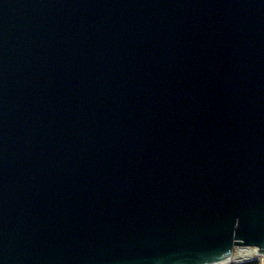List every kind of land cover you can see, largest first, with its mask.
<instances>
[{
  "label": "water",
  "instance_id": "obj_1",
  "mask_svg": "<svg viewBox=\"0 0 264 264\" xmlns=\"http://www.w3.org/2000/svg\"><path fill=\"white\" fill-rule=\"evenodd\" d=\"M257 250L264 0H0V264Z\"/></svg>",
  "mask_w": 264,
  "mask_h": 264
},
{
  "label": "bare ground",
  "instance_id": "obj_2",
  "mask_svg": "<svg viewBox=\"0 0 264 264\" xmlns=\"http://www.w3.org/2000/svg\"><path fill=\"white\" fill-rule=\"evenodd\" d=\"M263 258H264V251L257 250L236 257L228 258L215 264H238L247 261H259V259H263Z\"/></svg>",
  "mask_w": 264,
  "mask_h": 264
},
{
  "label": "trees",
  "instance_id": "obj_3",
  "mask_svg": "<svg viewBox=\"0 0 264 264\" xmlns=\"http://www.w3.org/2000/svg\"><path fill=\"white\" fill-rule=\"evenodd\" d=\"M263 259H259V261H262ZM259 261H247V262H242V263H238V264H259Z\"/></svg>",
  "mask_w": 264,
  "mask_h": 264
},
{
  "label": "rangeland",
  "instance_id": "obj_4",
  "mask_svg": "<svg viewBox=\"0 0 264 264\" xmlns=\"http://www.w3.org/2000/svg\"><path fill=\"white\" fill-rule=\"evenodd\" d=\"M259 264H264V260H262V261H259Z\"/></svg>",
  "mask_w": 264,
  "mask_h": 264
}]
</instances>
